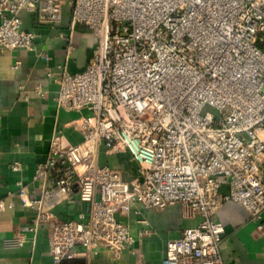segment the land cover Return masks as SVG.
Instances as JSON below:
<instances>
[{"label":"built area","instance_id":"obj_1","mask_svg":"<svg viewBox=\"0 0 264 264\" xmlns=\"http://www.w3.org/2000/svg\"><path fill=\"white\" fill-rule=\"evenodd\" d=\"M24 13L37 28L61 30L68 61L49 76L59 86V108L83 114L75 122L82 142L54 132L34 177L40 198L18 184L23 205L37 211L31 231L50 226L53 264L102 250L114 261L125 250L136 253L119 216L140 207L180 205L186 218L202 217L168 242L163 264H227L217 214L229 202L246 208L264 235V0H0V54L33 47L37 34L25 27ZM79 27L97 47L86 69L72 73ZM41 57L49 60L47 52ZM35 92L49 96L42 85ZM102 147L130 151L141 178L129 182L101 165ZM12 169L22 170L18 163ZM77 194L86 210L58 218L56 208ZM27 242L19 235L4 244Z\"/></svg>","mask_w":264,"mask_h":264},{"label":"crops","instance_id":"obj_2","mask_svg":"<svg viewBox=\"0 0 264 264\" xmlns=\"http://www.w3.org/2000/svg\"><path fill=\"white\" fill-rule=\"evenodd\" d=\"M25 27L37 34L32 48L6 51L0 54V200L7 207L0 210V264H53L50 255V226L43 224L37 233L31 231L37 211L26 208L18 196L19 182L31 190L33 199L41 196V184L34 181L37 168L49 154L55 131H61L70 143L82 142L83 135L75 122L82 113L59 108L56 97L59 86L49 76L68 61L67 42L59 37L61 30L37 28L30 14L24 13ZM1 21V20H0ZM86 28L74 33L75 52L70 61L80 69L86 64L87 53L96 43L94 36L84 35ZM66 35L70 30L64 28ZM80 46L86 52H78ZM49 54V60L41 57ZM19 62V68L14 69ZM69 65V63H68ZM42 85L48 98H42L35 90ZM19 164L21 171L12 166ZM99 163L118 168L126 181L141 178L140 165L130 151L108 154L102 147ZM229 191L227 185L221 193ZM79 195L58 206L55 213L61 220L78 218L86 210ZM127 223L136 238L134 250H125L122 258L114 261L102 250L100 254L67 261L64 264H163L167 244L179 238L189 228L200 224L202 217L186 218L180 205L165 210L137 208L128 215L119 216ZM217 218L226 227L221 252L227 264H264V235L257 231V223L251 220L249 211L238 204H224ZM146 221L147 223H145ZM144 230L149 233L141 235ZM26 235L28 242L20 248H7L4 241ZM82 249H78L81 252Z\"/></svg>","mask_w":264,"mask_h":264},{"label":"water","instance_id":"obj_3","mask_svg":"<svg viewBox=\"0 0 264 264\" xmlns=\"http://www.w3.org/2000/svg\"><path fill=\"white\" fill-rule=\"evenodd\" d=\"M85 31H86V32H89L90 30H89V29H85ZM96 47H97V44L95 43V44L93 45V47L88 51V53H87V59H86V64H85V66H84L83 68L78 69V68L75 66V64H74L72 61H70V62H69V69H70V71H71L72 73H78V72H82V71H84V70L86 69L87 65L90 63L92 57L94 56V53H95Z\"/></svg>","mask_w":264,"mask_h":264},{"label":"rangeland","instance_id":"obj_4","mask_svg":"<svg viewBox=\"0 0 264 264\" xmlns=\"http://www.w3.org/2000/svg\"><path fill=\"white\" fill-rule=\"evenodd\" d=\"M84 35H88V36H94L93 33L91 31L85 33ZM86 52V50H83V48L80 46V48L78 49V52L77 53H80L82 55L83 52ZM84 52V53H85ZM210 109V108H209ZM211 110V109H210ZM213 110V109H212Z\"/></svg>","mask_w":264,"mask_h":264}]
</instances>
